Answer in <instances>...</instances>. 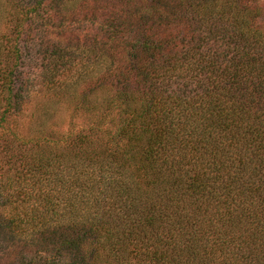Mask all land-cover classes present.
Masks as SVG:
<instances>
[{"label":"trees","instance_id":"trees-1","mask_svg":"<svg viewBox=\"0 0 264 264\" xmlns=\"http://www.w3.org/2000/svg\"><path fill=\"white\" fill-rule=\"evenodd\" d=\"M0 264H264V0H0Z\"/></svg>","mask_w":264,"mask_h":264},{"label":"rangeland","instance_id":"rangeland-1","mask_svg":"<svg viewBox=\"0 0 264 264\" xmlns=\"http://www.w3.org/2000/svg\"><path fill=\"white\" fill-rule=\"evenodd\" d=\"M33 77L35 78V81H36L34 92H37L42 87L41 84L39 83L40 79L38 77V71H35V73L33 74ZM61 113L64 114V116H62V115L61 116L64 117L63 120H64V122H66L65 125H67L68 121H69V118L67 116L68 113L67 114H66V112H61Z\"/></svg>","mask_w":264,"mask_h":264}]
</instances>
